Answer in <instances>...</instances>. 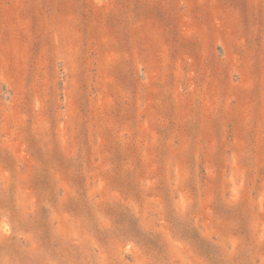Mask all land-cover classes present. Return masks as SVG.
<instances>
[{
	"label": "rangeland",
	"instance_id": "1",
	"mask_svg": "<svg viewBox=\"0 0 264 264\" xmlns=\"http://www.w3.org/2000/svg\"><path fill=\"white\" fill-rule=\"evenodd\" d=\"M0 264H264V0H0Z\"/></svg>",
	"mask_w": 264,
	"mask_h": 264
}]
</instances>
